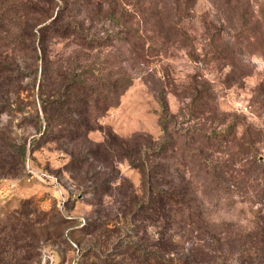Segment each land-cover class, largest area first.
<instances>
[{"label": "rangeland", "instance_id": "1", "mask_svg": "<svg viewBox=\"0 0 264 264\" xmlns=\"http://www.w3.org/2000/svg\"><path fill=\"white\" fill-rule=\"evenodd\" d=\"M89 73L132 85L73 142ZM0 264H264V0H0Z\"/></svg>", "mask_w": 264, "mask_h": 264}, {"label": "trees", "instance_id": "2", "mask_svg": "<svg viewBox=\"0 0 264 264\" xmlns=\"http://www.w3.org/2000/svg\"><path fill=\"white\" fill-rule=\"evenodd\" d=\"M39 2L46 0H38ZM48 1V0H47ZM75 7L68 3L66 7L59 8V12L57 13L56 18L53 20L52 24L42 26L41 36L42 41L44 42L43 52L46 54L49 45H46V40L48 41L53 35L60 36H76L72 34L70 28L57 29L56 24L63 21L65 18L74 14ZM116 44H122L127 41L123 39V37H116ZM131 47L133 42H130ZM124 46V45H123ZM46 71V69H45ZM93 75L89 73V76L85 79H81L77 81L73 85V89L83 97L80 101L81 107L77 109V114L75 116H79L78 119H66V121L62 122V132L64 133L63 138H66L70 141L76 142L79 140H83L88 137V134L93 130L94 125L97 124V120L101 118L110 108L117 107L120 103V98L127 91V89L132 85V79L129 77H119L112 82L106 83L104 82L105 78H91ZM91 78V79H90ZM101 80V82H100ZM97 81H99V86L97 85ZM103 81V82H102ZM96 82V83H95ZM61 96V95H60ZM78 96V95H76ZM57 102V101H56ZM69 115V114H68ZM48 120L50 117L47 118ZM54 119L51 120V123L47 122V126L50 127V124H53ZM58 125L55 123V126ZM97 126V125H96ZM165 130V127H163ZM113 136V137H112ZM112 138L114 137L118 139L115 134H112ZM115 140V139H114ZM139 145V144H138ZM142 147V148H141ZM148 145L144 147L140 145V152L143 153V150H146ZM142 149V150H141ZM173 150V148H170ZM117 154H119L118 151ZM152 152V151H151ZM162 154V151L160 152ZM25 157V152H24ZM154 192V191H152ZM156 198V203L161 202L163 208H168L171 206L170 210H167V216H172L174 212L185 213L189 218L192 217V212L188 204L184 201L178 200L175 195L172 193H160L158 196L154 195L152 199ZM165 204V205H164Z\"/></svg>", "mask_w": 264, "mask_h": 264}]
</instances>
